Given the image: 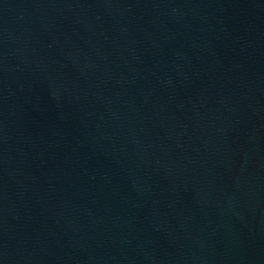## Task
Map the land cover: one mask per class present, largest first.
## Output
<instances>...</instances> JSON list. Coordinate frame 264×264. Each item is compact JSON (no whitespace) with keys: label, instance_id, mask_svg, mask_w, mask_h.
<instances>
[{"label":"water","instance_id":"95a60500","mask_svg":"<svg viewBox=\"0 0 264 264\" xmlns=\"http://www.w3.org/2000/svg\"><path fill=\"white\" fill-rule=\"evenodd\" d=\"M0 264H264V0H0Z\"/></svg>","mask_w":264,"mask_h":264}]
</instances>
